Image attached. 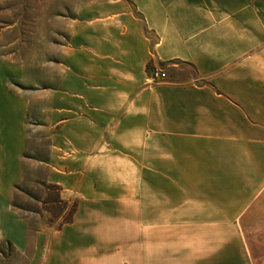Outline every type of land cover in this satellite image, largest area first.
Returning <instances> with one entry per match:
<instances>
[{"label":"crops","instance_id":"obj_1","mask_svg":"<svg viewBox=\"0 0 264 264\" xmlns=\"http://www.w3.org/2000/svg\"><path fill=\"white\" fill-rule=\"evenodd\" d=\"M90 2V11L66 23L51 86L58 105L42 111L56 131L46 179L67 201H78L74 223L50 231L45 246L10 205L14 182L24 176L27 125L21 117L15 123L14 92L0 60V244L16 247L27 264L98 258L78 229L91 226L87 212L111 209L114 220L127 221L136 211L133 196L148 192L143 180L161 177L159 164L190 165L215 156L210 147L239 146L247 166L234 169L252 179L240 192L246 197L188 207V233L204 245L187 264H264V194L250 198L264 181V0ZM150 66L162 67L169 80L150 83ZM22 105L25 111V99ZM145 207L139 205L142 220ZM208 215L218 223L209 230ZM209 233L217 245L208 255Z\"/></svg>","mask_w":264,"mask_h":264},{"label":"rangeland","instance_id":"obj_2","mask_svg":"<svg viewBox=\"0 0 264 264\" xmlns=\"http://www.w3.org/2000/svg\"><path fill=\"white\" fill-rule=\"evenodd\" d=\"M90 9V0H0V60L10 90L14 92L15 123L21 117L27 125L22 155L26 161L22 167L24 176L14 182L10 205L26 223L32 239L40 234L44 236V246L50 231L71 227L78 213V201H67L62 187L46 179L50 171L46 164L53 156L56 131L44 124L42 111L58 105L51 86L58 81L59 46L62 37L67 35L66 23ZM245 148L210 147L216 155L203 158V161L190 165L186 162L159 164L161 177L143 180L142 185L146 183L148 192L140 190L139 195L133 196L136 211H130L127 221L114 220L115 211L111 209L87 212L88 217L94 214L92 220H84L91 226L86 232L83 226L78 229L92 239L88 245L96 247L99 256L83 258L81 264H187L197 261L204 243L193 239L192 232L188 233L187 209L190 206L192 210L197 203L243 201L246 196L240 192L252 179L242 180L234 168L247 166ZM187 167L194 178L186 177ZM130 183L139 185V180ZM262 194L264 181L257 194L250 196L251 201H258ZM142 203L146 206V220L141 219L139 211ZM203 224L207 230L218 226L209 215ZM205 240L207 254H213L211 248L215 249L217 242L209 236ZM191 248L195 251L192 255L195 259L191 256L188 260ZM0 251L6 258L2 260L0 256V263L27 264L16 247L8 242L0 244Z\"/></svg>","mask_w":264,"mask_h":264},{"label":"built area","instance_id":"obj_3","mask_svg":"<svg viewBox=\"0 0 264 264\" xmlns=\"http://www.w3.org/2000/svg\"><path fill=\"white\" fill-rule=\"evenodd\" d=\"M149 80L150 83L161 84L168 80V75L162 67L150 66Z\"/></svg>","mask_w":264,"mask_h":264},{"label":"trees","instance_id":"obj_4","mask_svg":"<svg viewBox=\"0 0 264 264\" xmlns=\"http://www.w3.org/2000/svg\"><path fill=\"white\" fill-rule=\"evenodd\" d=\"M60 229H61V228H60ZM60 229H59V230H60Z\"/></svg>","mask_w":264,"mask_h":264}]
</instances>
